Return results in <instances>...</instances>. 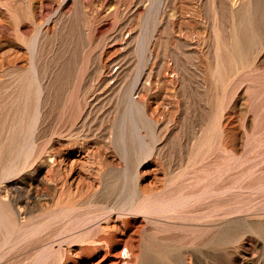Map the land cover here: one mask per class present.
<instances>
[{"label":"rangeland","instance_id":"374dc122","mask_svg":"<svg viewBox=\"0 0 264 264\" xmlns=\"http://www.w3.org/2000/svg\"><path fill=\"white\" fill-rule=\"evenodd\" d=\"M249 1L0 0V93L39 78L37 143L64 179L86 155L56 203L45 167L10 169L0 115V264H264V27L219 62Z\"/></svg>","mask_w":264,"mask_h":264},{"label":"bare ground","instance_id":"6f19581e","mask_svg":"<svg viewBox=\"0 0 264 264\" xmlns=\"http://www.w3.org/2000/svg\"><path fill=\"white\" fill-rule=\"evenodd\" d=\"M206 4H207V2H206ZM200 5L202 6V4H200ZM196 6H197V4H196ZM226 6L227 5L224 4L223 7H221V8L225 9L224 7H226ZM202 7H204V6H202ZM183 8H185V7H183ZM200 8H197L196 10L198 11V10H200ZM239 9H241L240 13H239L240 17H239L237 24L235 25L236 38L232 42V47L222 48L220 53H219V58H220L219 62H220V64H222V67L227 66V68H231L232 64H233L235 67H238V69L243 68L244 66H246L247 61L249 60V57L254 52H256L261 45V31L264 27V18L261 19V16L264 12V9L261 8V3L259 1H256L254 3L252 1L244 2V3H241V6L238 8V10ZM194 10H195V8H194ZM221 11H223V10H221ZM207 12H209V11H207ZM200 14H202V13H200ZM224 16L226 17V14ZM194 17H195V15H194ZM78 31H80V29H78L77 32ZM188 35H190V34H188ZM74 37H75V35H74ZM2 65H3V63H2ZM234 73L235 72L233 70H230V75H232ZM38 79L36 77H31V76L30 77L29 76H22V78L19 82V85H18L17 96H16V99L14 101H12V100L9 101V94L6 91L0 93V115L2 116V119H8L9 118V129H10V131H9V141H8V145H7V157L12 161V164L10 165L12 168H10V169L15 168L17 170H19V169L28 170L29 168L34 167L35 165H39L40 168L45 167V169H46L45 180L47 183H50L53 186L54 196L57 199L56 203H59V202L63 201L62 198H66V199L71 198V192H73L72 191V189H73L72 185H74V183L80 184L81 180L84 181V178L86 176L84 178H82V171L79 168V161H83L85 159L84 157L86 155L83 156L82 158L77 157L76 159L72 160L71 163L69 162L70 174L67 177V179H64L65 177L63 178L61 176V173L63 172L65 174V172L63 170L67 169L66 167H68V165L66 164V162H68V161L66 160V162L64 163V158H63L62 153H60V150L57 151V153L55 154L56 157H58L59 159L57 161L54 159H53L54 161H51V160H49L53 157L51 154L55 153L54 150L56 151V149L52 148L51 149L52 151H49L48 148L45 146L46 141H43L42 143H37L39 138L35 139V137H34V133H35L34 131L35 130L34 129H35V125L37 122V118L39 117L38 111H40V110H38V108H39V105L41 104L40 98H41L42 94L45 93V97H46V95H48V93H49L48 91H44L45 89L43 88V86L40 82L41 80L39 81ZM219 80L222 83L224 82V76H223V73L221 71L219 72ZM54 84H55V82H54ZM1 85L2 84L0 83V89L3 88V87H1ZM133 89H134V87H133ZM131 92H132V90H131ZM127 94H128V92H127ZM48 98H49V96H48ZM57 99H58V96H57ZM43 107H44V105H43ZM48 110H51V109L49 108ZM43 113H44V111H43ZM44 118H42V119L44 120ZM44 128L45 127H43V129ZM43 134H44V132H43ZM45 134H46V132H45ZM45 134H44V136H45ZM38 135H39V133H38ZM47 144L49 145L50 148L52 147V146H50L49 143H47ZM61 152H63V151H61ZM50 162L51 163L53 162V163L51 164ZM69 172H66V173L68 174ZM88 179H90V178H88ZM91 183H93V182H91ZM91 183H88V184L85 183V184L89 186V184H91ZM81 184H83V183H81ZM91 185H93V184H91ZM76 188H78V187L76 186ZM89 188H90V186H89ZM89 191H91V190H89ZM92 191H93V189H92ZM86 193L88 194V192H86ZM90 193H89V195H90ZM18 212L21 215H23V217L26 215V212L24 210H22L21 208L18 209ZM0 224H4L6 227H9L11 222H10V219H8L6 217V215L0 214ZM124 248H126L128 253H129L130 249H132L127 245ZM116 263H118V264H129V260L124 259L120 256V258L116 261Z\"/></svg>","mask_w":264,"mask_h":264}]
</instances>
